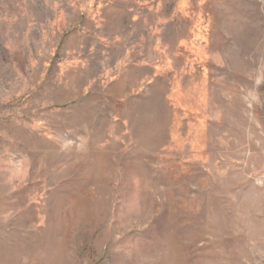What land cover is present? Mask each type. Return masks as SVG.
I'll list each match as a JSON object with an SVG mask.
<instances>
[{
    "label": "rangeland",
    "instance_id": "rangeland-1",
    "mask_svg": "<svg viewBox=\"0 0 264 264\" xmlns=\"http://www.w3.org/2000/svg\"><path fill=\"white\" fill-rule=\"evenodd\" d=\"M0 264H264V0H0Z\"/></svg>",
    "mask_w": 264,
    "mask_h": 264
}]
</instances>
